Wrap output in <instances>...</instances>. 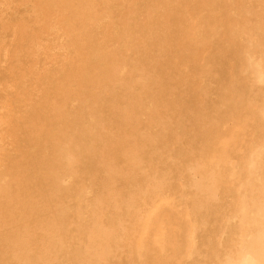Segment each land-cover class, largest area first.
I'll list each match as a JSON object with an SVG mask.
<instances>
[{
    "label": "bare ground",
    "instance_id": "6f19581e",
    "mask_svg": "<svg viewBox=\"0 0 264 264\" xmlns=\"http://www.w3.org/2000/svg\"><path fill=\"white\" fill-rule=\"evenodd\" d=\"M0 264H264V0H0Z\"/></svg>",
    "mask_w": 264,
    "mask_h": 264
}]
</instances>
